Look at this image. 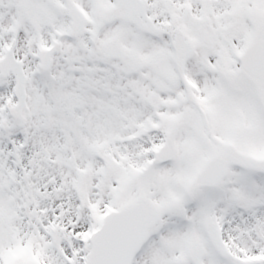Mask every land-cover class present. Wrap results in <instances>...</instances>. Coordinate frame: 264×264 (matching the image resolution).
I'll return each instance as SVG.
<instances>
[{"label":"snow or ice","instance_id":"1","mask_svg":"<svg viewBox=\"0 0 264 264\" xmlns=\"http://www.w3.org/2000/svg\"><path fill=\"white\" fill-rule=\"evenodd\" d=\"M0 264H264V0H0Z\"/></svg>","mask_w":264,"mask_h":264}]
</instances>
